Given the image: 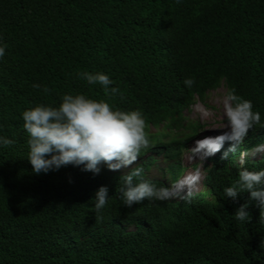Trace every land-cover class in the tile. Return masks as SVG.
Wrapping results in <instances>:
<instances>
[{"label": "trees", "instance_id": "16d2710c", "mask_svg": "<svg viewBox=\"0 0 264 264\" xmlns=\"http://www.w3.org/2000/svg\"><path fill=\"white\" fill-rule=\"evenodd\" d=\"M0 47V137L14 140L0 144V264H264V218L250 201V220L235 219L250 194L226 198L229 176L211 183L213 201L154 202L137 231L113 233L88 208L102 174L35 173L22 116L65 94L161 112L220 78L262 95L264 0H0ZM83 73L107 74L118 92Z\"/></svg>", "mask_w": 264, "mask_h": 264}, {"label": "clouds", "instance_id": "9594fccd", "mask_svg": "<svg viewBox=\"0 0 264 264\" xmlns=\"http://www.w3.org/2000/svg\"><path fill=\"white\" fill-rule=\"evenodd\" d=\"M81 78L108 95L118 92L107 74ZM184 83L191 88L194 80ZM229 86L223 78L203 83L171 97L161 112L153 106L114 110L105 101L65 94L58 107L23 112L28 159L37 174L69 164L100 172L88 208L113 233L137 231L134 218L154 202L189 205L200 195L213 201L211 183L219 176L236 183L224 189L226 198L250 194L234 212L237 221L250 220V201L264 218V94L254 95L247 84L239 92ZM13 143L0 137L4 146Z\"/></svg>", "mask_w": 264, "mask_h": 264}, {"label": "rangeland", "instance_id": "374dc122", "mask_svg": "<svg viewBox=\"0 0 264 264\" xmlns=\"http://www.w3.org/2000/svg\"><path fill=\"white\" fill-rule=\"evenodd\" d=\"M223 91H224V89L222 88V86L219 87V88L213 93L214 97H215V96L217 97V95H221V94L223 93ZM223 101H224V98H223Z\"/></svg>", "mask_w": 264, "mask_h": 264}]
</instances>
